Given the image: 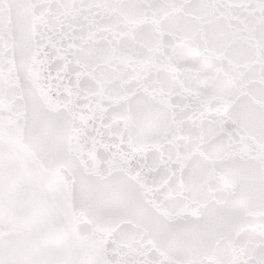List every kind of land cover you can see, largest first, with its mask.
I'll return each instance as SVG.
<instances>
[{"label": "snow or ice", "instance_id": "obj_1", "mask_svg": "<svg viewBox=\"0 0 264 264\" xmlns=\"http://www.w3.org/2000/svg\"><path fill=\"white\" fill-rule=\"evenodd\" d=\"M0 264H264V0H0Z\"/></svg>", "mask_w": 264, "mask_h": 264}]
</instances>
